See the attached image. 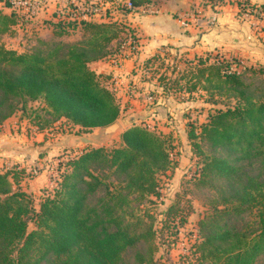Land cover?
<instances>
[{"label": "trees", "instance_id": "16d2710c", "mask_svg": "<svg viewBox=\"0 0 264 264\" xmlns=\"http://www.w3.org/2000/svg\"><path fill=\"white\" fill-rule=\"evenodd\" d=\"M120 1L117 8L129 13L152 0H129L132 8ZM19 23L14 11L0 9V124L19 105L24 112L28 101L39 99L50 117L36 122L39 129L61 119L86 130L105 128L120 118V104L103 83L107 76L89 64L116 54L128 40L138 43L126 24L53 20L49 24L58 40L38 39L32 52L22 53L1 43ZM77 28L83 30L82 40L60 39ZM156 60L153 56L147 63ZM197 64L186 91L202 88L208 98L218 93L235 104L209 112L186 133L197 158L194 184L217 194L212 210L197 224L193 253L199 264H258L264 257V66L241 68L240 60L217 56ZM166 68L176 70L175 65ZM154 73L167 93L188 75L162 82L165 74ZM121 139L118 148L86 149L67 163L71 170L59 173L38 207L20 187L28 175L24 169L0 173V264H158L159 229L176 223V206L169 205L158 220L145 204L160 195L158 177L174 166L171 144L135 124Z\"/></svg>", "mask_w": 264, "mask_h": 264}, {"label": "crops", "instance_id": "0c3cea01", "mask_svg": "<svg viewBox=\"0 0 264 264\" xmlns=\"http://www.w3.org/2000/svg\"><path fill=\"white\" fill-rule=\"evenodd\" d=\"M47 2L48 6L45 11H50L54 9V4L59 0H47ZM263 6L264 0H152L147 6L121 14L123 19H113L126 24L133 31L138 41V50L135 53L124 51L121 57L113 54L108 58L91 62L89 66L96 73L107 76L103 81L106 86L113 77L120 85H123L120 95L122 101L130 108L124 114L128 120L132 119L133 114L137 120H141L138 112H133L131 115L128 113L135 110L134 108H145L144 97L149 89L152 91L155 89L159 94L156 97L160 102L163 101V104L168 102L167 106L174 102L170 97L173 94L186 97L185 101L179 103L180 105L198 100L209 104L208 95L204 89L201 88L191 93L186 91V88L192 86L194 82L192 76H189L190 71L198 65V60L208 63L214 56L227 60H240L246 67L264 66ZM245 7H251L250 11L253 12L248 18L239 16L240 10ZM260 8H262V18L259 21L255 14L260 13ZM0 9L6 14L11 12V9L6 7L2 1H0ZM143 9L146 11L143 12ZM41 14L43 13H39L40 17ZM42 17L48 21L43 22L36 29L47 30L45 34L51 40L55 38V33L49 24L51 19L46 16ZM103 21L107 19L99 20V22ZM16 26L19 24L13 26L12 31L5 35L14 34ZM31 26H36V24L33 23ZM35 35L36 33L32 35L33 38H36ZM37 37L36 42L38 39L46 40L42 38L41 33H37ZM64 37L74 39L65 42H76L84 38V33L82 29L77 28L71 31L70 35L60 39L63 40ZM118 52H121L120 49ZM153 56L157 60L147 63ZM116 59L119 61L118 65L115 64ZM170 59L171 61L167 62ZM168 65H175L174 73L166 68ZM156 69L160 74L164 73L172 79L179 78L180 73L185 72L188 75L179 79L178 88L167 93L162 92L158 74L154 73ZM151 70L154 71H152L153 74H156L153 81L146 80L150 77L147 71ZM181 85H183L182 88ZM211 107L212 105L206 110L207 115L211 112ZM122 112L121 110V115ZM14 117L15 114L0 124V173L15 167L24 169L28 174L32 166L39 165L43 168L40 175L31 181L28 180V175L22 177L20 187L27 193L31 189L35 190L34 194L37 191L40 193V188L48 185L49 178L62 170L57 166L59 159L52 157L63 153H71V157H77L81 152L78 147L81 148L82 143L77 140L78 136L68 134L66 126L62 124L67 121L65 119L56 121L43 129L31 125L29 132H23L19 129H23L21 125H25L26 122L21 121L19 125H15ZM28 185L30 188L27 187Z\"/></svg>", "mask_w": 264, "mask_h": 264}, {"label": "rangeland", "instance_id": "374dc122", "mask_svg": "<svg viewBox=\"0 0 264 264\" xmlns=\"http://www.w3.org/2000/svg\"><path fill=\"white\" fill-rule=\"evenodd\" d=\"M122 3H120L121 5ZM118 3L112 4L110 7H107L106 13L103 14L105 19L113 20V19H123V12L117 8ZM251 7H245L240 10L239 16L242 17V13L250 11ZM252 12V11H250ZM42 16L50 17L51 21L54 20L53 10L43 11ZM100 15V14H99ZM99 15L91 16L92 19H99ZM102 15V14H101ZM100 15V16H101ZM38 16L36 20L22 21L19 23V26H16L14 34L4 35L1 38V43L8 49H13L18 52H32L33 49L37 46V33H41L42 38L49 40L47 37V30L44 28L37 30L36 28L41 25L43 22L47 23V19L44 17ZM36 22V23H35ZM36 24V26H31V24ZM40 28V27H39ZM36 33V38H33V34ZM44 40V39H43ZM58 40V39H51ZM64 41L74 40L69 37H64ZM50 41V40H49ZM129 44H125L120 48L121 52L116 53L118 57L123 56L124 51H128ZM171 59L167 62H170ZM245 64L241 63V68ZM151 71L148 72V77L146 80L153 81L155 80V75ZM154 77H153V75ZM162 82L171 78L168 75L161 76ZM248 80V79H246ZM157 82V81H156ZM180 82L178 83V85ZM260 84V81L257 80L256 85ZM157 87V83H155ZM161 85V84H160ZM123 85H118L116 89H113L115 94V98L121 106L122 115L116 121L120 124V129L108 136L107 138L102 135V130L104 128H93V129H82L81 127H77V125H72L69 121H64L62 123L66 126V130L68 134L76 135L82 144L78 147V150H90L96 147H105L107 149L118 148L122 146L121 134L122 132L131 127V123L135 125H140L141 121L145 122V124L150 123L154 125L153 132L157 134H162L168 138L170 142L169 151L172 154L174 160V166L167 173L160 175L158 177L159 181V196L151 197L152 202H147L145 207L149 206V212L152 216L157 217L158 220H161V213L171 204H175L176 206V223H167L163 229L160 230V241L158 243L159 249L156 253V259L158 264H199L196 260V257L193 253L192 245L196 241V230L198 228L197 224L199 220L202 219L206 214H208L215 202V198L217 196L214 189H209L206 187H202L200 185H195L193 180V173L197 168V158L191 152L188 141L186 140V133L189 129L190 125L195 123H200L202 120H205L207 112L206 110L210 105L212 107L210 110L213 112L218 110L219 108L225 109V107L233 106L235 104V100L227 97L226 95H220L215 93L214 96L207 98L209 104L203 103L201 100L192 101V103H183L180 105L181 101H185L186 97L179 96L177 94L170 95V97L174 100L171 105L167 106L166 102L163 104L160 102L159 98L152 106L150 104H146L145 108H134L128 114L131 115L138 112L141 116V120H137L132 115V119L128 120L127 116L124 115L127 111L128 106L122 101V96L120 95V89ZM182 86V85H181ZM176 87V86H175ZM113 88V87H112ZM162 88V86H161ZM152 95H159L155 89L148 91ZM147 94V93H146ZM169 101V99H168ZM159 102V103H158ZM179 104V105H178ZM178 105V106H177ZM44 102L39 99L36 101H28L26 104V108L21 109V105H19V109L15 112V125H19L22 121L26 122L25 125H21L23 129H19V131L29 132L31 130V125L38 127L36 122L43 123L44 120H49V116L43 111ZM144 109V112H143ZM146 112V113H145ZM154 115V116H153ZM40 116V119L35 118ZM127 118V119H126ZM203 122V121H202ZM80 152V153H81ZM53 159H59L58 167L62 170L69 171L70 167L67 166V163L71 162L75 157H71V153H63L59 155H55L52 157ZM30 169H36L37 174H29L28 180L31 181L37 178L42 169L39 165H34ZM56 174L49 178V182L47 186L40 188V193L34 194L35 190L28 192V194L32 197L34 205L38 207L39 199L47 195V193L53 191V186L57 182ZM30 188V185L27 186ZM32 188V187H31ZM182 222V223H181ZM161 226V223L158 222V228ZM34 225L32 222L29 224V229H33ZM261 261L258 264H264V257L260 259ZM200 264H209L208 261H203Z\"/></svg>", "mask_w": 264, "mask_h": 264}, {"label": "built area", "instance_id": "2783aa9c", "mask_svg": "<svg viewBox=\"0 0 264 264\" xmlns=\"http://www.w3.org/2000/svg\"><path fill=\"white\" fill-rule=\"evenodd\" d=\"M10 4V9L18 14L22 21L34 20L40 12L45 10L48 6L47 0H7ZM126 7L132 8V5L129 1L124 2ZM112 3L108 0H59L56 4H54L53 16L54 21L61 22H80L81 20H93L99 21L100 19H105L103 16L106 13L107 7L111 6ZM145 12L146 10H142ZM101 16H100V15ZM253 12L246 11L242 13V16L248 18ZM99 15V19H92L91 16ZM105 15V14H104ZM257 20H261V13H256ZM185 25V23H183ZM129 44L128 51L130 53H135L138 50V43H132L128 40L125 44ZM124 46V45H123ZM122 47V46H121ZM115 64L118 65L119 61L115 60ZM119 85L118 80L113 77L110 82H108L109 88L113 91ZM113 87V88H112ZM144 101L146 104H150L151 106L156 103L157 98L155 95L151 93H147L144 97ZM154 116V115H153ZM147 130L153 131L154 125L150 123L145 124V122L141 121L139 125ZM62 171V170H61ZM60 171V172H61ZM56 173V179H59V173ZM29 174H37L36 169H30L28 171ZM54 187V186H53Z\"/></svg>", "mask_w": 264, "mask_h": 264}, {"label": "water", "instance_id": "95a60500", "mask_svg": "<svg viewBox=\"0 0 264 264\" xmlns=\"http://www.w3.org/2000/svg\"><path fill=\"white\" fill-rule=\"evenodd\" d=\"M119 129H120V124L118 122H114L113 124L106 126L102 130V135L107 138L111 134L117 132Z\"/></svg>", "mask_w": 264, "mask_h": 264}]
</instances>
